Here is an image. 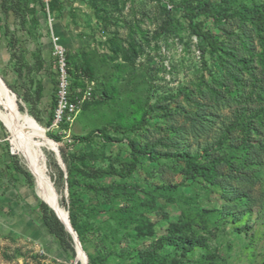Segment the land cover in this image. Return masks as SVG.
Wrapping results in <instances>:
<instances>
[{"label": "rangeland", "instance_id": "rangeland-1", "mask_svg": "<svg viewBox=\"0 0 264 264\" xmlns=\"http://www.w3.org/2000/svg\"><path fill=\"white\" fill-rule=\"evenodd\" d=\"M190 17L226 50L212 53ZM252 17L264 23V0H0V109L20 112L22 137L44 151L86 264H264V29ZM56 37L81 100L59 127ZM182 151L217 160V175L186 179ZM123 160L133 174L108 172ZM33 166L0 117V264H84L72 236L74 251L44 225Z\"/></svg>", "mask_w": 264, "mask_h": 264}, {"label": "trees", "instance_id": "trees-1", "mask_svg": "<svg viewBox=\"0 0 264 264\" xmlns=\"http://www.w3.org/2000/svg\"><path fill=\"white\" fill-rule=\"evenodd\" d=\"M207 11L201 10V12L195 11L191 17H197L202 14H206ZM255 12H260L259 9H255ZM189 19L190 24L192 25V31L196 36H198L211 50L212 53L218 52L219 50H226L225 47V41L217 37L212 31L205 29L204 26L200 21H195L193 23V19ZM214 19L217 21L218 17L217 15H213ZM253 23L258 26L260 29H264V23L259 19L252 17ZM240 37L244 36V33L242 35H239ZM246 47V46H245ZM250 48V46H249ZM201 52L204 54L205 47L201 45L200 47ZM240 62H246L245 58L238 59ZM56 104V103H55ZM158 107V106H157ZM156 106H153L149 109L148 112L150 113L152 110L157 109ZM146 125V120H142L138 129H142ZM247 124L242 125V130L244 132L246 129ZM100 136L106 137L109 140H115L111 137H109L108 133L103 132ZM97 137L96 132L92 131L88 135L85 136H79L77 139L79 141H92ZM129 146L132 148L134 153L138 154H145L154 156L155 158L162 156L161 153H155L154 146L151 143H146L142 145L139 141L135 139L129 140ZM179 158H182V160L185 162L183 167V174L186 179L188 180H197V179H204L206 181L212 180L216 175L217 171L215 169V166L217 165V160L213 159L211 162L203 163L202 159L198 154H194L191 151H182L181 156ZM228 162V161H227ZM136 170V162L134 160H123L120 162V165L118 167H112L109 169V173L115 176L119 177H127L131 174H133ZM71 172H68V178H70ZM221 184L224 185L222 181H219ZM72 184V182H69V186ZM42 218L44 225L46 228L53 233L61 242V244L71 251H74L73 246L71 245V235L69 234V231L66 229L63 222L57 217L55 212L49 208V206L45 203L42 204ZM72 226L74 229H76V225L74 224L73 220L71 219Z\"/></svg>", "mask_w": 264, "mask_h": 264}, {"label": "bare ground", "instance_id": "bare-ground-1", "mask_svg": "<svg viewBox=\"0 0 264 264\" xmlns=\"http://www.w3.org/2000/svg\"><path fill=\"white\" fill-rule=\"evenodd\" d=\"M3 82L5 83L4 80ZM16 113V117L11 118L0 109V117L5 123L10 126L14 134L17 136L27 158L36 164V167L33 166L32 168L38 194L45 202H47L51 206V208L59 215L61 219L66 220L67 211L59 204L54 188L46 178L47 162L45 153L42 150L41 146L34 140L31 135L26 134L25 137H22L23 135L20 132L22 130V127L18 124L19 119L22 117V114L18 111H16ZM30 123L34 128H36L35 123L32 120H30ZM40 133L44 138L45 145L54 146V142H52L44 133ZM57 150L58 147H56V152ZM80 257H83V255H81Z\"/></svg>", "mask_w": 264, "mask_h": 264}, {"label": "built area", "instance_id": "built-area-1", "mask_svg": "<svg viewBox=\"0 0 264 264\" xmlns=\"http://www.w3.org/2000/svg\"><path fill=\"white\" fill-rule=\"evenodd\" d=\"M55 54L58 63V85L56 93V104L53 115V125L59 127L63 122H73L75 115L79 111L80 99L72 91L70 67L64 47L54 38ZM91 89V87H90ZM91 95L88 89L84 93V98Z\"/></svg>", "mask_w": 264, "mask_h": 264}, {"label": "water", "instance_id": "water-1", "mask_svg": "<svg viewBox=\"0 0 264 264\" xmlns=\"http://www.w3.org/2000/svg\"><path fill=\"white\" fill-rule=\"evenodd\" d=\"M7 85V84H6ZM57 156H58V160L59 162L63 164V161H62V158H61V155L59 153V150H57L56 152ZM47 203V202H46ZM48 204V203H47ZM49 205V204H48ZM49 207L51 208V206L49 205ZM56 213V212H55ZM57 217L63 222V224L65 225L66 229L69 231V233L71 234V236L73 237L75 243H76V251H77V254H78V257H80L81 255H83L84 257V264H86V254H85V251L83 250L82 248V245H81V242L79 240V237H78V234L76 232V230L74 229V227L72 226L71 222H70V218H69V213L67 211V217H66V220H63L59 217V215L56 213Z\"/></svg>", "mask_w": 264, "mask_h": 264}]
</instances>
